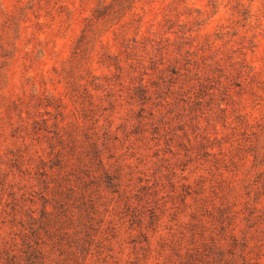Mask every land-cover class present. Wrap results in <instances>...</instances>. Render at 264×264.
I'll return each instance as SVG.
<instances>
[{
    "label": "rangeland",
    "instance_id": "374dc122",
    "mask_svg": "<svg viewBox=\"0 0 264 264\" xmlns=\"http://www.w3.org/2000/svg\"><path fill=\"white\" fill-rule=\"evenodd\" d=\"M44 215L85 264H264V0H0V264Z\"/></svg>",
    "mask_w": 264,
    "mask_h": 264
},
{
    "label": "trees",
    "instance_id": "16d2710c",
    "mask_svg": "<svg viewBox=\"0 0 264 264\" xmlns=\"http://www.w3.org/2000/svg\"><path fill=\"white\" fill-rule=\"evenodd\" d=\"M58 225V222H56ZM63 225V222L60 221ZM59 224V225H60ZM58 227L52 231V224L47 215L44 220L33 229L31 234L23 240L19 250L20 255L13 254L8 260V264H49L50 257L54 264H85L92 254L94 243L90 234L84 237L79 233L70 235L62 228ZM42 231L45 235H42ZM177 259H172V264H246L242 254H237L235 249L230 250L229 256L222 249L210 248L209 250H191L185 255L180 253L175 255Z\"/></svg>",
    "mask_w": 264,
    "mask_h": 264
}]
</instances>
